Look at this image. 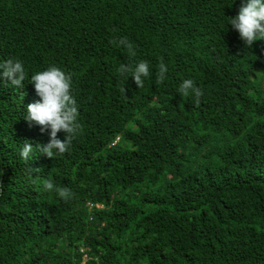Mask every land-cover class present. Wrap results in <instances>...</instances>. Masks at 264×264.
<instances>
[{
	"label": "trees",
	"instance_id": "1",
	"mask_svg": "<svg viewBox=\"0 0 264 264\" xmlns=\"http://www.w3.org/2000/svg\"><path fill=\"white\" fill-rule=\"evenodd\" d=\"M244 3L0 0V63L26 73L16 87L0 69V264H264V39L230 25ZM140 61L138 88L118 69ZM50 66L71 76L81 126L53 158L24 119ZM187 79L199 98L178 93Z\"/></svg>",
	"mask_w": 264,
	"mask_h": 264
},
{
	"label": "clouds",
	"instance_id": "2",
	"mask_svg": "<svg viewBox=\"0 0 264 264\" xmlns=\"http://www.w3.org/2000/svg\"><path fill=\"white\" fill-rule=\"evenodd\" d=\"M230 25L239 33L240 39L247 47H252L253 42L264 39V0H246L242 4L236 16L230 17ZM126 49L130 57L136 55L133 44L125 37L121 38L117 44ZM3 69V77L16 87H23L26 78L25 69L19 59H7L0 63ZM121 76L131 73L138 88L143 87L145 77L150 75L149 63L147 61L138 62L135 67L121 64L119 69ZM168 71L163 61L158 65L156 82L162 83L165 73ZM35 89L39 101L26 106L27 115L24 119L29 125H37L42 133H47L49 140L46 144L36 145L38 151L48 158H53L56 154H64L68 151L73 139L80 132V124L77 122L79 116L76 100L71 95V76L65 74L58 67L50 66L47 70L37 72L31 76L30 82ZM191 90L197 98L202 94L201 90L195 86L191 79L184 80L178 88L181 96H188ZM125 92V89H122ZM198 102V100H197ZM63 132L65 138H58V133ZM33 153V146L27 140L19 153L20 157L28 160ZM31 174V171H30ZM44 189L51 192L54 189L53 182L43 181ZM57 195L65 200L71 197V192L67 188L55 189Z\"/></svg>",
	"mask_w": 264,
	"mask_h": 264
}]
</instances>
